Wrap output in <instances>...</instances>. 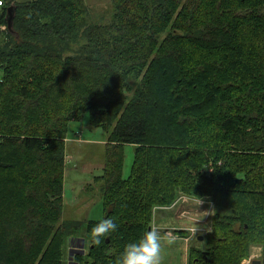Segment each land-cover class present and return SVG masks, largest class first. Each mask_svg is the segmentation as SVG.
I'll return each mask as SVG.
<instances>
[{
    "label": "trees",
    "instance_id": "1",
    "mask_svg": "<svg viewBox=\"0 0 264 264\" xmlns=\"http://www.w3.org/2000/svg\"><path fill=\"white\" fill-rule=\"evenodd\" d=\"M2 3L0 264H65L69 237L92 238L99 221L61 220L65 139L86 113L116 121L98 180L118 229L77 263L117 264L181 195L214 209L210 232L178 231L188 264H242L253 246L264 259V0H112L97 22L84 0Z\"/></svg>",
    "mask_w": 264,
    "mask_h": 264
},
{
    "label": "rangeland",
    "instance_id": "2",
    "mask_svg": "<svg viewBox=\"0 0 264 264\" xmlns=\"http://www.w3.org/2000/svg\"><path fill=\"white\" fill-rule=\"evenodd\" d=\"M28 1L31 0H16L17 3ZM84 1L89 8L90 19L91 15L95 20L102 19L103 15L106 14L110 20L113 9L112 0ZM108 21H104V23ZM3 27L5 26H0V43L4 44L6 38L3 32H6V30H3ZM0 77H2L1 73ZM130 83L134 88L137 87L138 83L133 80H130ZM91 123L90 114L86 113L83 117L69 124L65 139L66 168L62 221H91L93 219H102L105 214L102 197L104 184L98 178L103 176L109 156L116 159L119 149L117 148L118 146L110 142V134L113 131L114 123L111 128L96 127ZM134 149V146L131 145L123 147L124 164L122 171L124 178H128L131 174L134 162ZM182 198L185 199V202H189L188 208H171L163 213L162 211L159 213V209L164 207H155L153 210L150 229L157 228L161 234L163 244L161 252L162 264H188V246L193 243V239L197 236H203L211 231L214 209L211 208L209 211L204 205H201V201L204 199H199L197 203L185 195L177 198V204L180 202L179 199ZM196 205H198L199 209H191V206L194 207ZM204 208L205 213L202 212ZM198 211L199 213L197 214ZM100 212H102V215H99ZM178 227L185 228L178 230ZM184 229H188L186 236L190 235L191 232L194 234L193 239L189 242L179 238L181 234L178 231ZM75 234L69 237L63 245L65 264H79L76 262V257L85 258L90 253L92 238H88L89 233L85 225L81 231H76ZM169 240L172 243L169 244ZM250 251L249 257L245 258L242 264H246L250 260H261L264 264L262 253H259L262 252V248L253 246ZM252 251L258 252L252 253Z\"/></svg>",
    "mask_w": 264,
    "mask_h": 264
},
{
    "label": "clouds",
    "instance_id": "3",
    "mask_svg": "<svg viewBox=\"0 0 264 264\" xmlns=\"http://www.w3.org/2000/svg\"><path fill=\"white\" fill-rule=\"evenodd\" d=\"M118 225L107 217L96 223L92 229V239L97 245L101 244L102 238L117 231ZM172 243V241H168ZM162 239L157 228L145 231L137 240L126 244L122 253L117 258V264H162Z\"/></svg>",
    "mask_w": 264,
    "mask_h": 264
},
{
    "label": "crops",
    "instance_id": "4",
    "mask_svg": "<svg viewBox=\"0 0 264 264\" xmlns=\"http://www.w3.org/2000/svg\"><path fill=\"white\" fill-rule=\"evenodd\" d=\"M0 1H4V0H0ZM3 7L4 6H1L0 7V17H1V14H2V11H3ZM9 7L8 6H6V9H8ZM3 45V43H0V46H2ZM192 201L193 202H197V201H199V199H195L194 200V198H192ZM187 203V202H186ZM182 203L183 204V206H181V209H183V208H188L189 207V203ZM185 204V205H184ZM201 205H204L205 206V208H207V209H209V211H210V209L212 208L211 207V203L210 202H206V201H201ZM205 208H204V210L202 211L203 213H205ZM191 209H199L198 208V205H196V206H194V207H192L191 206ZM190 209V210H191ZM189 210V211H190ZM199 213V211L197 212V214ZM187 214V213H186ZM99 215H102V212H100L99 213ZM103 219V218H102ZM102 219H93V220H91V221H100V220H102ZM181 228H185V227H178L177 229H181ZM199 239H201V237H199ZM182 240H184V239H182ZM200 241H202V240H200ZM189 247V246H188ZM261 249V248H260ZM256 252H258V251H256ZM256 252H253L252 251V253H256ZM259 253H261V252H259ZM255 261H257V260H255ZM258 261H261V260H258ZM261 264H263V261H261Z\"/></svg>",
    "mask_w": 264,
    "mask_h": 264
},
{
    "label": "water",
    "instance_id": "5",
    "mask_svg": "<svg viewBox=\"0 0 264 264\" xmlns=\"http://www.w3.org/2000/svg\"><path fill=\"white\" fill-rule=\"evenodd\" d=\"M13 10H14V7L13 5L10 6L8 9H7V18H8V28L12 27V22H13ZM150 230V229H149ZM202 240V237L201 239ZM253 264H261V261H254Z\"/></svg>",
    "mask_w": 264,
    "mask_h": 264
},
{
    "label": "built area",
    "instance_id": "6",
    "mask_svg": "<svg viewBox=\"0 0 264 264\" xmlns=\"http://www.w3.org/2000/svg\"><path fill=\"white\" fill-rule=\"evenodd\" d=\"M3 1H0V7L1 6H3V3H2ZM3 30H6V28L5 27H3ZM210 172H212V169H210ZM180 201H182L181 203H184L185 202V199L184 198H182V199H180ZM211 203V202H210ZM213 205H212V203H211V207H212ZM191 234L192 235H194L192 232H191ZM189 240H190V238L188 237V239L187 238H184V241L185 242H189ZM252 262H253V260H250V261H248L246 264H252Z\"/></svg>",
    "mask_w": 264,
    "mask_h": 264
},
{
    "label": "bare ground",
    "instance_id": "7",
    "mask_svg": "<svg viewBox=\"0 0 264 264\" xmlns=\"http://www.w3.org/2000/svg\"><path fill=\"white\" fill-rule=\"evenodd\" d=\"M188 197V196H187ZM180 200V199H179ZM195 200V199H194ZM203 201V200H202ZM178 202V201H177ZM187 202V201H186ZM189 203V202H188ZM191 203V202H190ZM197 203H198V201H197ZM187 204V203H186ZM196 204V203H195Z\"/></svg>",
    "mask_w": 264,
    "mask_h": 264
}]
</instances>
